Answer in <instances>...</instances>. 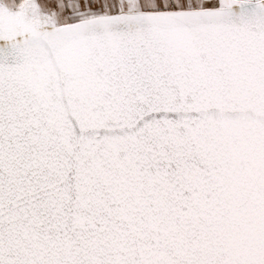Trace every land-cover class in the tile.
Listing matches in <instances>:
<instances>
[{
	"label": "snow or ice",
	"instance_id": "6c2138e0",
	"mask_svg": "<svg viewBox=\"0 0 264 264\" xmlns=\"http://www.w3.org/2000/svg\"><path fill=\"white\" fill-rule=\"evenodd\" d=\"M0 264H264V0H0Z\"/></svg>",
	"mask_w": 264,
	"mask_h": 264
}]
</instances>
